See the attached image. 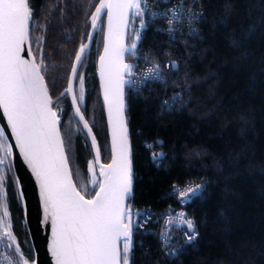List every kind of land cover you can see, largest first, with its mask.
Instances as JSON below:
<instances>
[{
	"label": "trees",
	"instance_id": "16d2710c",
	"mask_svg": "<svg viewBox=\"0 0 264 264\" xmlns=\"http://www.w3.org/2000/svg\"><path fill=\"white\" fill-rule=\"evenodd\" d=\"M99 2L31 0L35 10L32 49L45 61L44 75L54 105L62 107L61 133H72L70 168L86 198L97 189L88 167L92 150L62 93ZM194 6L205 17L197 24L198 37L181 35L173 41L148 23L138 55L126 54V61L134 64L159 62L164 73V82L126 90V115L134 179L128 204L158 214L170 212L178 204L170 195L174 186L188 180L203 183L201 196L192 198L186 207L199 235L188 243L173 229L172 244L178 255L167 258L156 233L134 232L135 264H264V0H195ZM41 35L44 39L38 47ZM102 35L101 23L78 70L84 77L83 100L78 79L75 93L97 139L101 160L107 163L110 150L96 76ZM167 60L180 62L175 75H168L169 69L163 67ZM177 92L183 93L185 106L162 111V101ZM157 141H163V146L157 147ZM144 143H153L155 152L166 154L158 166L152 149ZM0 177L4 179L0 215L6 200L10 231L23 256L33 262L9 160L0 167ZM145 249L150 250L147 257Z\"/></svg>",
	"mask_w": 264,
	"mask_h": 264
},
{
	"label": "snow or ice",
	"instance_id": "6c2138e0",
	"mask_svg": "<svg viewBox=\"0 0 264 264\" xmlns=\"http://www.w3.org/2000/svg\"><path fill=\"white\" fill-rule=\"evenodd\" d=\"M195 3V0H193ZM159 8L157 0H100L94 14L91 15V27L97 28L101 14L107 17V35L103 43V54L99 57V75L108 106V122L112 134L111 163L100 165V177L97 180L94 166H89L93 174L92 184L98 190L88 193V198L77 188L72 179L70 168L72 133L62 135L59 128L57 111L53 110L50 85L46 83L45 61L40 52L32 49L30 29L34 21V8L31 0H0V110L7 120L8 128L15 139L16 147L25 163L31 169L39 185L40 200L43 205L44 222L50 227L51 243L49 251L55 264H135L133 252V224L131 206L126 203L132 194V165L125 117L124 87L126 84L137 86L149 79L164 82L162 66L149 67L148 74L141 81L135 76L133 64L125 63V54L136 57L137 41L141 32L135 31V39L125 45V30L129 24V13L139 17L141 29L147 28V16L151 21H167L163 31L175 40V34L188 29V35L199 36V28L194 26L205 21L203 12H195L188 7L187 0H176L167 11H154ZM44 29L46 26L37 24ZM44 37H37L38 47ZM91 39V37H88ZM87 44L81 43L75 53V63L71 68L73 79L79 80L80 100H83L84 77L78 73ZM178 60H167L163 67L169 69L168 75L179 71ZM129 77L128 80L125 77ZM51 87H55L53 81ZM187 88V85H185ZM67 92H72L69 83ZM75 100V98H74ZM183 93L177 92L162 101L161 110L170 112L184 107ZM76 114H80L77 107ZM83 121L84 117L80 116ZM84 127L91 133L88 123ZM8 136L0 128V165L5 164L12 155V146L7 144ZM67 142V149H66ZM92 144L96 146L93 136ZM157 147L163 141L156 142ZM199 155V153H197ZM166 154L153 152V161H161ZM96 162H99L97 150ZM4 179L0 177V189ZM83 188V186H81ZM202 185L195 188L189 184L176 189L181 202L190 200V192L195 194ZM175 189V186H174ZM23 199V193H21ZM3 220L8 217L7 202H3ZM181 225L186 227L182 237L188 243L194 242L199 233L194 221L184 212L178 213ZM171 218L166 221L164 230L159 234L165 256H174L171 247ZM10 229V223H4ZM0 264H29L30 258H24L19 244L11 231L0 235ZM150 250H144L147 257Z\"/></svg>",
	"mask_w": 264,
	"mask_h": 264
},
{
	"label": "water",
	"instance_id": "95a60500",
	"mask_svg": "<svg viewBox=\"0 0 264 264\" xmlns=\"http://www.w3.org/2000/svg\"><path fill=\"white\" fill-rule=\"evenodd\" d=\"M98 5H99V3H98ZM98 5L96 7H98ZM94 12H95V10L93 11L92 14H94ZM131 16H132V14L130 12L129 13V24H128L127 29L125 30V45L126 46L128 43V35H129ZM90 23H91V17H90ZM101 23H102V27H103L102 46H101V50H100V53H99L97 61H96V76H97V81H98V86H99L100 98L102 101L104 115H105V121H106V127H107V136H108V143H109V150H110V159L107 163H103L101 160L98 142H97V139H96L93 131H91V133H89L88 129L84 127V123L87 122V120L85 119V117H84V115L80 109L77 98H76V93H75L76 79H73L71 70H70V74H69V78H68L67 88H68L69 83H71L72 92H67V88H66L64 90V92L62 93V95L63 94L67 95L69 102H70V105H71V108H72V111H73V114L76 117V119L79 121L81 127L83 128V130H84V132L88 138V141H89V144H90V147L92 150L93 161L97 166V172H98L99 180H102V177H100V175H99L100 165L101 164L107 165V164L111 163V146H112V134H111V128H110L109 122H108V106L104 100V92H103V88H102V84H101V80H100V75H99V57H100V55L103 54V43H104V39L107 35V17L104 13L101 14V17L97 23L96 29H93L91 27V24H90V29L88 31L86 41L84 42L85 44H87V49H86V52H87L93 44L94 38H95V36L99 30ZM30 36H31V29H30ZM88 37H91V39H88ZM78 51H79V49L77 50V52ZM74 63H75V60L73 61L72 66L74 65ZM125 63H127L126 54H125ZM79 67H80V64L77 65L78 70H79ZM74 98H75V100H74ZM124 102H125V117H126V122H127L126 87H124ZM77 107H79V109H80L79 115L76 114ZM53 110L55 111L54 100H53ZM80 116L84 117L83 121L80 119ZM88 126H89V124H88ZM0 128L5 129V133L8 136L7 144L12 146V155L9 156V162H10V166H11V169H12V172L14 175V179L16 182L17 189H18L20 202H21V206H22V210H23L24 224H25V227H26V230L28 233L30 245H31L32 252H33V257H34L33 258V264H55L54 258L52 257L51 252L49 251V245L51 243V231H50V227L47 226L44 222V212H43V205H42V202L40 200V195H39V185L37 184L35 176L32 174L31 169L28 167L27 163H25L23 157L19 153V149L16 147L15 139L11 135L10 129L8 128V125H7V120L4 117L2 110H0ZM59 128H60V123H59ZM89 128H91V127L89 126ZM127 128H128V124H127ZM93 136L95 137V140H96V146L95 147L92 144ZM128 139H129L130 159H131V144H130V138H129V131H128ZM97 150L99 151V162L98 163L96 162ZM131 165H132V159H131ZM2 166L3 165H0V167H2ZM72 179H73V176H72ZM133 181H134V179H133V167H132V192H133ZM73 182H74V179H73ZM97 190L98 189H96V191ZM21 193H23V199H21ZM131 196H132V194H131ZM131 196L126 201L127 204L129 203Z\"/></svg>",
	"mask_w": 264,
	"mask_h": 264
},
{
	"label": "built area",
	"instance_id": "2783aa9c",
	"mask_svg": "<svg viewBox=\"0 0 264 264\" xmlns=\"http://www.w3.org/2000/svg\"><path fill=\"white\" fill-rule=\"evenodd\" d=\"M157 2L159 4V8H157L155 5H153V10L163 12V11H167L168 8H170L173 4H175L176 0H157ZM187 4H188V7L192 8L193 11L200 12V10L194 6L193 0H187ZM131 18H132V25L130 26L131 27L130 28V38H131V40H134L135 39V34H134L135 31H140L141 36H142L144 29H141V26L139 23V19H140L139 17H135V18L131 17ZM145 20L147 23L154 25V29L156 31H159V32H162V33H165L166 35H168L167 32L163 31V29L167 26L166 20H164L163 22L151 21L148 19L147 16L145 17ZM194 26L197 27V25H194ZM181 35L190 36V35H188L187 27H185L183 29V31H178L175 34V39H177L178 36L180 37ZM139 42H140V40L137 41V46H138ZM128 54H130V53H128ZM127 63H130V62H127ZM130 64L134 65L133 71L135 73V76L132 77V79H135L136 81L139 82L142 80V78L144 76H146L148 74L149 67H154L156 64H160V63L159 62H151L149 60H142L140 63H136V64L130 63ZM125 79L128 80L129 77L126 76ZM157 82H159V81L149 79L147 81H144L143 83H138L137 86H133L131 84H126L125 87H126V90L129 88L140 89V88H144L150 84L157 83ZM55 111H57L58 118L60 121V116L62 113V107H60L59 109L58 108L55 109ZM144 145L146 148L152 149V152H155V150L153 149L154 148L153 143H144ZM159 164H160V161H157V166ZM189 184H191L194 188L197 185H202V187L197 192H195V194L190 192L188 195L191 197V199L185 200L182 203L181 197L179 196L178 191H176V189H183L186 186H188ZM203 187H204L203 183H199V182L192 181V180H188L182 186H175V189L174 188L172 189L170 195L175 201H177L178 204H177V206H174L172 211H170V212H164L162 214H158L157 212L153 211L150 208L138 209V208L131 207L133 234H134V232H137V231H142L143 234H148V233L154 234V233H156V235L158 237L159 246L161 249L163 238L159 234L164 230L166 221L169 218H171L172 223L169 224L168 227L171 230L177 229L179 236H180V239L184 242H187L186 238L182 237V231H186V227L184 225L180 224V221L178 219V213L184 212L185 216L187 218H190L186 207L188 206V204L190 203L192 198L201 196L203 189H204ZM133 234H132V239H133ZM170 235H171V233H170ZM171 247H173L175 249L176 255L166 256L167 258H174L178 255V250H177L176 246L172 244V242H171ZM0 251H3L2 247H0ZM163 253H164V251H163ZM164 255H165V253H164Z\"/></svg>",
	"mask_w": 264,
	"mask_h": 264
},
{
	"label": "rangeland",
	"instance_id": "374dc122",
	"mask_svg": "<svg viewBox=\"0 0 264 264\" xmlns=\"http://www.w3.org/2000/svg\"><path fill=\"white\" fill-rule=\"evenodd\" d=\"M79 89H80V85H79ZM54 108L55 109H59L60 108V106L59 105H57L56 106V104L54 105ZM0 155H3V153L2 152H0ZM8 160H9V157H7L6 158V160H5V163L7 164L8 163ZM90 165H92V166H94V169H95V173H96V178H97V180L99 181V176H98V172H97V166H96V164L94 163V161H91V162H89V166ZM88 166V167H89ZM89 173H90V175H91V178L93 179V174H92V172L91 171H89ZM3 212H4V209H2V215H0V220H3ZM4 223H9L8 222V217L6 218V220H4V222H0V235H4V232L5 231H10V229H5V227H4ZM25 258V257H24ZM29 264H33V262H31V261H29Z\"/></svg>",
	"mask_w": 264,
	"mask_h": 264
}]
</instances>
